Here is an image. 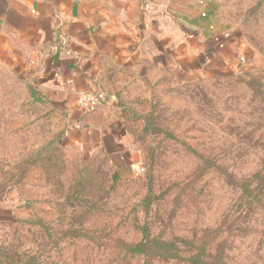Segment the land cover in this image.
Listing matches in <instances>:
<instances>
[{"label": "rangeland", "instance_id": "1", "mask_svg": "<svg viewBox=\"0 0 264 264\" xmlns=\"http://www.w3.org/2000/svg\"><path fill=\"white\" fill-rule=\"evenodd\" d=\"M196 4L228 53L150 86L120 74L129 135L116 158L99 142H69L66 113L36 89L28 57L0 51V256L145 264L120 247L139 242L140 227L198 243L231 213L254 228L231 236V264H264V198L245 215L239 189L264 171V0ZM109 83L97 91L102 106L118 90Z\"/></svg>", "mask_w": 264, "mask_h": 264}, {"label": "crops", "instance_id": "2", "mask_svg": "<svg viewBox=\"0 0 264 264\" xmlns=\"http://www.w3.org/2000/svg\"><path fill=\"white\" fill-rule=\"evenodd\" d=\"M196 2L0 0V51L28 57L36 89L66 113L69 142H99L116 158L129 135L122 83L114 82L120 74L132 76L128 84L141 75L150 86L153 75L213 66L228 53L221 34L208 33ZM109 78L108 87L118 90L96 112L83 110L78 94L100 91Z\"/></svg>", "mask_w": 264, "mask_h": 264}, {"label": "trees", "instance_id": "3", "mask_svg": "<svg viewBox=\"0 0 264 264\" xmlns=\"http://www.w3.org/2000/svg\"><path fill=\"white\" fill-rule=\"evenodd\" d=\"M239 189L242 200L249 201L246 210L242 211L246 215L248 207L253 209L254 201L259 203L260 197L264 198V171L242 179ZM249 224L245 225L244 221L230 213L224 231H214L216 235L212 239L209 240L208 236H204L198 243L182 237L164 238L154 235L148 226H144L139 228L141 234L139 242L124 243L121 241L120 247L129 258H143L145 264H231L229 258V250L233 243L231 236L246 237L253 234L254 228ZM220 236L221 241L219 242ZM16 263L38 264V261L31 255H28L23 262V259L16 261L15 255L9 251L1 254L0 264Z\"/></svg>", "mask_w": 264, "mask_h": 264}, {"label": "built area", "instance_id": "4", "mask_svg": "<svg viewBox=\"0 0 264 264\" xmlns=\"http://www.w3.org/2000/svg\"><path fill=\"white\" fill-rule=\"evenodd\" d=\"M202 16L205 14L203 13ZM78 102L80 107L88 113L96 112L102 104L101 97L97 92H80Z\"/></svg>", "mask_w": 264, "mask_h": 264}]
</instances>
